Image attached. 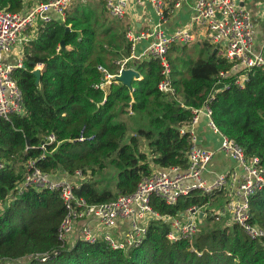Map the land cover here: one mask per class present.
<instances>
[{"label":"trees","instance_id":"1","mask_svg":"<svg viewBox=\"0 0 264 264\" xmlns=\"http://www.w3.org/2000/svg\"><path fill=\"white\" fill-rule=\"evenodd\" d=\"M88 1L95 5H71L65 22L53 17L41 24L24 46L23 67L14 72L24 114L0 119V201L11 192L14 197L0 213V264H264V238L251 240L238 225L225 226L212 218L208 220L221 225L192 241L169 242L167 224L152 223L143 244L127 254L100 243L65 246L58 240L64 215L58 193L31 187L16 193L29 159L44 172L82 173L85 180L76 194L90 204L133 193L156 168L185 169L190 141L180 128L191 123L193 110L205 106L219 73L230 68L206 41L192 48L177 43L167 60L182 104L158 90L162 68L152 58L128 65L139 78L130 88L112 84L105 96L94 88L104 78L98 67L117 74L115 62L130 56V45L124 39L125 22L112 18L102 2ZM21 8L22 0H0V9ZM171 52L177 57H170ZM38 66L36 82L33 71ZM208 107L218 130L264 167L263 71L249 72L243 88L229 85L217 92ZM52 134L56 142L42 149V141ZM108 169L115 170L114 193L93 180ZM209 202L193 193L173 206L154 199L153 206L176 216ZM250 207L251 223L264 230V190L251 198Z\"/></svg>","mask_w":264,"mask_h":264},{"label":"built area","instance_id":"2","mask_svg":"<svg viewBox=\"0 0 264 264\" xmlns=\"http://www.w3.org/2000/svg\"><path fill=\"white\" fill-rule=\"evenodd\" d=\"M86 1L42 0L27 11L0 9V119L8 120L13 115L24 114L22 92L14 79V72L23 67V60L18 59L14 64L7 62L21 36L34 27L50 23L53 15L65 22L66 10L71 5ZM96 1L104 4L112 18L126 20L129 9L135 6L142 12H149L150 9L155 22L142 31L126 25L124 39L130 45V56L115 62L119 67L117 74H109L99 66L98 70L104 73V78L95 89H102L106 83H119L116 77L121 70L133 69L128 65L147 56L157 60L162 68L158 90L182 104L172 84L167 53L174 44L194 42L197 36H201L214 49H221L222 57L230 68L219 73L218 81L212 86L205 106L194 109L191 123L180 128V134L188 133L190 141L185 169L169 167L154 170L139 181L133 193L119 195L107 202L90 204L76 194V189L85 180L82 173L75 172L73 176H68L59 172H44L36 166L35 159H29L23 165L24 174L16 187V193L28 187L58 193L64 207L58 240L65 246H72L78 241L91 245L100 243L108 250L127 254L143 244L152 223L167 224L166 238L169 242L192 241L199 234V224L206 218L221 220L225 226L238 225L251 240L263 239L264 230L251 223L250 200L264 190V167L260 165L258 158L247 157L233 139L218 130L208 107L214 95L229 85L243 88L248 73L253 69H261L264 74V55L252 50L255 19L246 8L245 0H194L193 3L189 0ZM187 3H190L191 12L189 24L167 33L164 25L166 15H172ZM145 40H150L145 53L136 57L137 44ZM202 112L208 118L210 128L221 138L219 150L230 157L237 167L217 175L211 182L204 179L203 174L214 154L200 148L196 136L190 132L191 125ZM55 142V136L48 135L40 147L44 149ZM2 167L0 162V169ZM193 193L209 198L210 202L205 206L192 205L176 216L161 214L153 206L154 199L166 206H173L182 197ZM13 198L11 192L5 202L0 201V213Z\"/></svg>","mask_w":264,"mask_h":264},{"label":"crops","instance_id":"3","mask_svg":"<svg viewBox=\"0 0 264 264\" xmlns=\"http://www.w3.org/2000/svg\"><path fill=\"white\" fill-rule=\"evenodd\" d=\"M41 1L42 0H22V8L19 11H27ZM193 1L194 0H189L190 3H193ZM190 3H187L182 7V9L174 11L172 15H166V21L164 25L167 33H172L174 30L187 27L191 16ZM244 4L250 11L252 18L255 19L252 50L254 53H262L264 55V0H245ZM53 17H55V15H53ZM124 22L130 27L133 26L135 30L142 31L150 27L155 22V16L152 11L142 12L140 8L133 6L129 9L128 16ZM37 30L38 27H34L21 36L20 40L13 47L9 57L7 58L8 63L14 64L18 59L24 60V46L27 42L35 38ZM194 33L199 35V33L196 31H194ZM200 37L197 36L194 42L188 43L187 45L197 44V46H200V44L204 41ZM149 43L150 40H145L137 44L135 50L136 57L145 53ZM219 50L220 49H217L218 54L222 56V52L220 53ZM144 59H148V57L143 56L137 59L138 61H135L139 62ZM35 69L40 70L41 68L37 67ZM208 123V118L202 112L198 115L197 121L191 125L190 132H193L196 136L197 145L200 148L210 151L214 154L207 164L203 174V178L207 179L208 182H211L215 180L217 175L230 172L231 170L237 169V167L236 163L230 157L219 150L221 138L210 128ZM154 170H158V168ZM217 200L222 202L221 198H218Z\"/></svg>","mask_w":264,"mask_h":264},{"label":"rangeland","instance_id":"4","mask_svg":"<svg viewBox=\"0 0 264 264\" xmlns=\"http://www.w3.org/2000/svg\"><path fill=\"white\" fill-rule=\"evenodd\" d=\"M91 2H93V3H91ZM85 3H89L91 5H95L94 1H88V2H85ZM85 3H82L81 5H85ZM149 12H151L150 9H149ZM187 47L188 48H192V45H188ZM219 52L221 53L222 50L220 49ZM170 55H171L170 57H172V58L177 57L176 56L177 53L176 54H172V52H171ZM93 180H95L96 182L99 183V187L100 188H107L110 191H112L113 193L115 192L116 177H115V170L114 169H108L105 172H103V173H101V174H99L97 176H94ZM214 221H210V220H208V218L203 220V222L200 223L199 227H198L199 233H204V232L210 230V228H213V226L215 224H220L221 223V222L219 223V222H214Z\"/></svg>","mask_w":264,"mask_h":264},{"label":"water","instance_id":"5","mask_svg":"<svg viewBox=\"0 0 264 264\" xmlns=\"http://www.w3.org/2000/svg\"><path fill=\"white\" fill-rule=\"evenodd\" d=\"M69 31H70V28L69 27H66L65 28V32L67 33ZM60 48L61 49H64V42L63 41H61V43H60ZM215 50H214V52H215ZM136 61H138V60H136ZM33 74L35 75V77L37 79L36 82H38V80L40 78V70L35 69L33 71ZM138 78H139V74L134 69H123V70H121L120 75L118 77H116V80L119 83H121V84L127 86L128 88H130L131 87L132 80L133 79H138ZM111 86H112L111 83H106L103 86L102 90L104 91L105 96H108V94L110 92V89H111Z\"/></svg>","mask_w":264,"mask_h":264}]
</instances>
